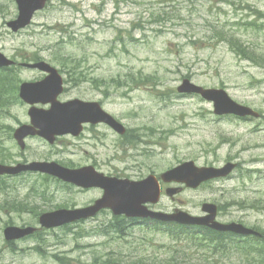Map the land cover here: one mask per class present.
I'll use <instances>...</instances> for the list:
<instances>
[{
    "label": "rangeland",
    "instance_id": "obj_1",
    "mask_svg": "<svg viewBox=\"0 0 264 264\" xmlns=\"http://www.w3.org/2000/svg\"><path fill=\"white\" fill-rule=\"evenodd\" d=\"M250 2L264 14V0H84L82 4L79 0H52L37 14L32 26L16 36L7 34L0 41V48L9 55L19 49L21 55L27 56L41 49L42 56L50 59V47H57L62 40L59 62L68 55L82 60V73L87 75L88 82L81 87L70 82L62 99L77 97L102 101L107 111L135 129L132 133L139 134L136 137L139 142L132 149L122 148L121 140L112 139L108 132L102 139L104 143L99 140L94 147L85 146L90 150L89 156L97 157L105 171L140 179L150 173L160 174L183 161L222 165L227 159L236 158L242 163L239 171L243 175L235 173L225 181L209 182L198 189L186 188L174 199L164 193L161 205L171 211L195 210L200 209L202 202L213 201L219 204L222 219L228 218L229 222L242 219L246 225L264 231V119L246 122L218 118L212 104L199 96L176 97L173 92L182 78L191 74L197 84L225 86L234 100L264 112V28L235 24L240 20L261 23L260 16H254L250 10L237 11L236 6ZM0 3L6 6L5 15L0 18L10 19L15 15L12 0H0ZM159 14L164 17H158ZM151 18L152 22H148ZM135 19L144 24L134 25ZM229 34L240 37L243 45L259 55L256 61L246 59L238 48L225 41ZM64 69H72V64L67 62ZM129 73L158 76L164 98L156 96L152 87L126 92L118 82ZM20 76L31 80L41 74L22 69ZM93 79H102L104 83L97 88ZM28 108V105L17 103L0 111V125H3L0 153L5 149L13 153L20 151L13 140H8V135L21 123L28 122ZM54 150V147L33 140L25 156L47 158L55 155ZM33 180L24 178L15 182L9 190L11 196H26ZM96 195L90 192L81 197L80 202ZM8 196V193L0 195V227L6 221L17 223L32 215L7 208L5 197ZM93 225L96 223H85L77 235L58 230L59 233L56 231L47 240L54 249L71 255L70 264H96L98 255L106 250L100 245L105 240L98 230L91 229ZM134 232L137 245L144 238L153 239L158 249L166 247L164 243L168 242L146 227ZM119 243L110 248L120 249L127 255L131 251L125 248L128 244L119 247ZM27 245L30 244H24ZM152 249L145 254H157ZM61 252L40 250L32 258L30 253L23 251H3L0 237V264L58 262L55 255L65 257ZM173 255L169 253L164 257ZM236 256L230 252L227 258Z\"/></svg>",
    "mask_w": 264,
    "mask_h": 264
},
{
    "label": "water",
    "instance_id": "obj_2",
    "mask_svg": "<svg viewBox=\"0 0 264 264\" xmlns=\"http://www.w3.org/2000/svg\"><path fill=\"white\" fill-rule=\"evenodd\" d=\"M21 10L17 21L13 23L14 29L26 26L35 12V10L43 8L46 0H17ZM9 61L0 54V66L7 64ZM51 72L52 76L43 81L36 83H24L22 85L21 96L28 102L34 103L38 101L52 102L50 110L33 109L30 112L38 115L40 121H45L51 124L54 128L63 127L68 129L71 123L81 124L83 121L91 119H103L112 124L120 133H124V127L116 122L109 114L105 113L96 102H84L81 100H73L66 103L57 101V96L62 91L61 78L57 75V71L45 62H40L33 65ZM180 91L199 92L206 99L213 100L215 103V111L218 114L234 113L237 115L253 114L257 115L250 108L242 106L233 101L223 89H204L200 86L190 83L185 80L183 85L179 87ZM24 128V127H23ZM21 128L18 131L17 137L22 139L29 131L27 128ZM23 129V130H22ZM232 168V165L221 169L214 167H197L193 162H186L176 168H173L162 175L166 182L177 181L184 182L189 187H197L203 181L227 175ZM6 168L0 166V172ZM60 174V171H57ZM72 180H78V177H73ZM107 194L100 202V206H108L115 210L118 214H127L128 216L136 217H156L163 220H175L182 223H203L201 218H194L185 212L169 215L164 213H155L147 209L143 204L148 201L156 202L159 198V188L157 180L150 176L143 181H131L127 179H109L105 184ZM176 190L171 189L169 192L173 194ZM98 204V203H97ZM95 210L99 206L94 207ZM212 208L207 205L204 209ZM78 212L62 211L51 214H46L42 217L44 223L48 226L60 225L69 221L70 215L77 217ZM86 212L84 215H86ZM215 212L208 216L207 219H213Z\"/></svg>",
    "mask_w": 264,
    "mask_h": 264
},
{
    "label": "flooded vegetation",
    "instance_id": "obj_3",
    "mask_svg": "<svg viewBox=\"0 0 264 264\" xmlns=\"http://www.w3.org/2000/svg\"><path fill=\"white\" fill-rule=\"evenodd\" d=\"M4 24H7V21H5ZM3 25L0 26V31L2 33V36L5 34V32L3 30V28H4ZM101 195H102V191H101ZM192 211H193V213L198 212V210H192ZM105 219L115 220V216L112 214V212L110 210L105 209V210H102L96 217L91 218L90 221H103ZM37 233H38V231H37ZM37 233H35V234H37ZM35 234H33V235H35ZM27 239H31L32 240L31 242H28L30 245H27V246H17L15 243L12 242L6 248L7 249H10V250H13V251L15 249H19L21 251H26L27 253H33L36 249H38V246L35 245V242L33 241V239H34L33 237H30V238H27ZM27 239H25L24 241H26ZM32 243H34L33 247H31V244ZM46 247H48L49 249H52L53 248V246H50V245L49 246H46Z\"/></svg>",
    "mask_w": 264,
    "mask_h": 264
},
{
    "label": "trees",
    "instance_id": "obj_4",
    "mask_svg": "<svg viewBox=\"0 0 264 264\" xmlns=\"http://www.w3.org/2000/svg\"><path fill=\"white\" fill-rule=\"evenodd\" d=\"M145 79H147V78H145ZM129 81H131L132 84H141L144 82V79L143 78H136V77L132 76L129 78ZM2 86H5L3 82L0 83V100H1V97L3 95V87ZM261 243H263V247H264V242H261ZM136 260H138V262H140L139 258H137Z\"/></svg>",
    "mask_w": 264,
    "mask_h": 264
}]
</instances>
